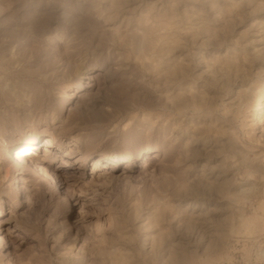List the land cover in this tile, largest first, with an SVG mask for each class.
<instances>
[{
  "label": "rangeland",
  "instance_id": "obj_1",
  "mask_svg": "<svg viewBox=\"0 0 264 264\" xmlns=\"http://www.w3.org/2000/svg\"><path fill=\"white\" fill-rule=\"evenodd\" d=\"M263 91L264 0H0V264H264Z\"/></svg>",
  "mask_w": 264,
  "mask_h": 264
},
{
  "label": "bare ground",
  "instance_id": "obj_2",
  "mask_svg": "<svg viewBox=\"0 0 264 264\" xmlns=\"http://www.w3.org/2000/svg\"><path fill=\"white\" fill-rule=\"evenodd\" d=\"M263 99H264V91H263V94L262 95H260L259 97H258V99L255 101L256 102V104H255V106H256V109H255V111H252V122L253 123H261L262 124V122H263V108H264V102H263ZM251 112V111H250ZM249 121H251V120H249ZM251 123V122H250ZM47 143H46V145H45V147H47V148H53V147H55V143H54V141L53 140H51V139H48L47 141H46ZM31 150H38V147L37 146H35V147H33V149H24V147H18L17 149H16V154H15V156L13 157V160L15 161V162H17V163H22V164H27V165H31V164H37L38 163V161L37 160H33L32 159V157L30 158V156H32V155H36V153L34 152V151H31ZM107 161V160H106ZM111 162V161H110ZM112 162H114V161H112ZM39 165V164H38ZM41 173H42V171H40ZM16 180V179H15ZM53 180V179H52ZM71 237V236H70ZM0 240H2V238H0ZM3 242V241H2ZM5 243V242H4ZM5 245V244H4ZM76 245V244H75ZM82 253H81V251L80 250H78V248L75 246L73 249H71V251L69 252V253H67V256H69V257H72V258H78L80 255H81Z\"/></svg>",
  "mask_w": 264,
  "mask_h": 264
}]
</instances>
